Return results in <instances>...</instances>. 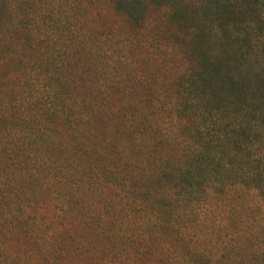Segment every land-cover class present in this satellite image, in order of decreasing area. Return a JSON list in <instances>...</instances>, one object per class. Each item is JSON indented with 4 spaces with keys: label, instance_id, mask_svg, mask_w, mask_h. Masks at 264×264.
Returning a JSON list of instances; mask_svg holds the SVG:
<instances>
[{
    "label": "trees",
    "instance_id": "trees-1",
    "mask_svg": "<svg viewBox=\"0 0 264 264\" xmlns=\"http://www.w3.org/2000/svg\"><path fill=\"white\" fill-rule=\"evenodd\" d=\"M0 264H264V0H0Z\"/></svg>",
    "mask_w": 264,
    "mask_h": 264
}]
</instances>
